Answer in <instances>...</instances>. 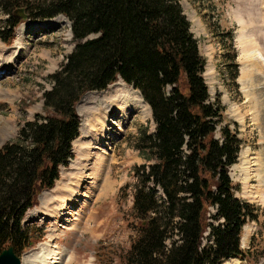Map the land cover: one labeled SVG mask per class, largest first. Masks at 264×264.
Segmentation results:
<instances>
[{"label": "trees", "instance_id": "trees-1", "mask_svg": "<svg viewBox=\"0 0 264 264\" xmlns=\"http://www.w3.org/2000/svg\"><path fill=\"white\" fill-rule=\"evenodd\" d=\"M17 8L32 19L68 17L75 47L49 76L44 115L37 113L0 147V253L13 245L19 254L44 238L23 217L73 157L76 103L121 77L141 91L155 122L154 132L136 144L152 162L136 167L133 208L141 231L125 264H220L241 257L243 226L257 218L253 204L235 195L229 173L241 139L229 123L221 125L224 107L210 98L206 60L180 0H0L8 15L7 29L0 28L6 43L23 21ZM209 206L215 214L208 215Z\"/></svg>", "mask_w": 264, "mask_h": 264}, {"label": "rangeland", "instance_id": "rangeland-1", "mask_svg": "<svg viewBox=\"0 0 264 264\" xmlns=\"http://www.w3.org/2000/svg\"><path fill=\"white\" fill-rule=\"evenodd\" d=\"M180 2L198 40L199 51L206 60L203 75L210 98H218L223 104L221 125L229 123L241 139L239 158L229 169L236 186L235 195L253 204L257 212V218L243 226L240 240L243 255L224 259L220 264H264V0ZM6 20L7 14L0 9V28L7 29ZM51 20L56 23L43 26ZM22 24L27 28H21ZM71 25V20L64 15L46 20L30 18L16 26L11 43L0 37V147L15 139L24 123L34 120L37 113L44 115V92L52 87L49 76L61 68L75 47ZM18 40L22 45L20 48ZM247 43L255 45L262 60L250 59L256 51L250 49L251 45L247 49ZM236 71L237 76L232 78ZM248 71L254 77L253 88L243 86V82H249L244 78ZM101 91L97 90V96L85 101L93 92L87 91L76 103L82 126L73 143V157L59 171L58 182L64 178L67 183H74L73 169L80 162L83 176L76 186L78 193L65 201L68 208L61 214L42 208L38 197L37 205L28 210L23 222L25 225L37 224L44 234V241L17 253L22 262L24 258L30 260L27 264H37L35 261L41 260L40 246L48 243L45 246L48 252H59L55 264H125L126 255L141 231L142 219L136 216L133 208L139 181L136 167L152 161L141 155L136 144L145 132H154L152 112L146 109L145 116L135 112L123 120L121 111L115 110L107 126L90 128L84 125L93 118L88 107L106 103ZM216 136H220L219 131ZM81 149L89 152L84 160H80ZM240 157L254 161L257 157L261 161L259 172L262 177L253 174L248 183L245 182ZM102 159H105V167L100 171L98 163ZM42 193L50 197L47 190ZM209 213L215 214L216 207L209 206ZM75 218L74 226L66 228V220ZM172 241L171 238L167 243ZM45 261V264L49 262L48 259Z\"/></svg>", "mask_w": 264, "mask_h": 264}, {"label": "bare ground", "instance_id": "bare-ground-1", "mask_svg": "<svg viewBox=\"0 0 264 264\" xmlns=\"http://www.w3.org/2000/svg\"><path fill=\"white\" fill-rule=\"evenodd\" d=\"M55 23H56L55 21L51 20L49 22V24H44L43 26H50L51 24H55ZM33 26L35 27V25H33ZM21 28H27V27L25 25H23ZM241 30L242 29L240 28L239 31L241 32ZM20 32L22 34L24 33V31H19V33ZM22 34L19 37H22ZM17 35H19V34L17 33ZM16 38H17V36H16ZM15 42H17V41L15 40ZM14 45H15V43H14ZM249 46L251 47L250 49H254L256 51L255 54L251 55L250 59L256 58V62H259L260 60H262L261 57H259V54L257 53V49L254 48L255 45L247 43L246 44V48L248 49ZM14 47H17V46H14ZM20 47H22V45H20V40H18V48H20ZM254 50H249V52L250 51L252 52ZM252 56H253V58H252ZM244 78L246 80H248L249 82L246 83V84H244V82H243V86H245L247 88H248V86H250L251 88H253V85H254L253 84V81H254L253 78L254 77L251 74V71H248V73H246V75H244ZM98 93H97V91H93L92 93H90L89 96L86 97L85 101H88L93 96H97ZM100 93L102 94V96H104V98L106 100V103H102V104L98 105L95 102H93V103H95V105L88 107L89 108V114H91L93 118L89 119L88 122H85L84 125H87L89 127L93 126L95 129H98L99 126L102 125V124L107 126L111 122V119H112L111 118V114L114 113L115 110H120L121 111V113H122L121 116H122L123 120L127 119V117H129L130 114L135 113V112H140V113H142L145 116V114H146L145 110L147 109L148 112L151 110V109H149L150 108L149 104L144 100V98L142 97V95L138 91V89H136L134 87L132 88L130 85L125 83L123 80H120L119 82H117V83H115L113 85L110 84L109 87H107V89L105 88ZM81 131H84V128L81 129ZM74 141H73V143H74ZM79 155H80V160H84L85 158L88 157L89 152H86L84 149H81L80 152H79ZM240 161H242V164H243V166H242L243 167L242 168V170H243L242 179L245 180V182L248 183V179L253 174H254L255 177H257V176L258 177H262V172H259V163H261V161L257 157L255 158V161L252 160L251 158L250 159L248 158L246 160L241 158ZM104 162H105V159H102L101 162L98 163L99 164L98 170L101 171L105 167L104 166ZM73 165H75V164H73ZM81 165L83 167L85 164L82 162ZM80 170H81V168H80V162H79L78 165H75L74 169H73L74 174H75V175L72 176L74 178L73 179L74 183L72 181L70 183H67L65 181V179L63 178L59 182L57 181V183H56L57 185H55L56 187L54 186L55 188L53 187V188L47 190L48 194H50V197L49 196H45V195L43 196V194H42L40 196L41 203L43 205L42 208L45 207V209L46 210L48 209L49 212H53L54 211V212H57L58 214H61L62 210H67L68 207H67L66 203L72 199L71 197L75 193H78V190H76L77 189L76 186H78L77 184L82 179V176H83L81 174ZM67 176L68 175H66V178H67ZM76 180H77V182H75ZM250 196L257 197L259 195L258 194H254V195L250 194ZM49 200H51L50 203H49ZM65 201H67V202H65ZM35 216L36 215H33V218H36ZM47 216H48V214H47ZM73 220L76 221V218L72 219V221ZM72 221L69 220V219L66 220V228H72L74 226L75 223H74V221L73 222ZM47 244L48 243H45V244H42L40 246V247H42L41 251H40L41 255H39L41 260L40 261H35V263L40 264L41 261H42L45 264V262H46L45 260L46 259H48V261H49L47 264H55L57 262V260L59 258V252L55 251V250L51 251V252H48V247H45ZM21 259H22V257H21ZM23 260H24V262H22L23 264H27L30 261V260H27V259H24V258H23ZM235 262L236 263L238 262L237 259L235 260Z\"/></svg>", "mask_w": 264, "mask_h": 264}, {"label": "water", "instance_id": "water-1", "mask_svg": "<svg viewBox=\"0 0 264 264\" xmlns=\"http://www.w3.org/2000/svg\"><path fill=\"white\" fill-rule=\"evenodd\" d=\"M21 12L23 8L19 9ZM23 19L28 18V14H22ZM0 264H22L20 256L15 252L14 246L10 245L4 248L0 253Z\"/></svg>", "mask_w": 264, "mask_h": 264}]
</instances>
